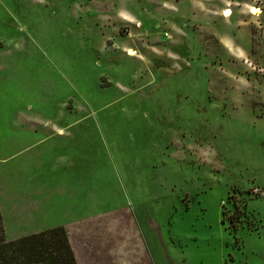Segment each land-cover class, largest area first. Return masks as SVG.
<instances>
[{"label":"rangeland","instance_id":"obj_1","mask_svg":"<svg viewBox=\"0 0 264 264\" xmlns=\"http://www.w3.org/2000/svg\"><path fill=\"white\" fill-rule=\"evenodd\" d=\"M0 210L77 264H264V0H0Z\"/></svg>","mask_w":264,"mask_h":264},{"label":"trees","instance_id":"obj_2","mask_svg":"<svg viewBox=\"0 0 264 264\" xmlns=\"http://www.w3.org/2000/svg\"><path fill=\"white\" fill-rule=\"evenodd\" d=\"M0 264H77L63 228L9 242L0 213Z\"/></svg>","mask_w":264,"mask_h":264},{"label":"bare ground","instance_id":"obj_3","mask_svg":"<svg viewBox=\"0 0 264 264\" xmlns=\"http://www.w3.org/2000/svg\"><path fill=\"white\" fill-rule=\"evenodd\" d=\"M253 13H258V11L253 10ZM225 16L226 17L231 16L230 12L229 11H226Z\"/></svg>","mask_w":264,"mask_h":264},{"label":"crops","instance_id":"obj_4","mask_svg":"<svg viewBox=\"0 0 264 264\" xmlns=\"http://www.w3.org/2000/svg\"><path fill=\"white\" fill-rule=\"evenodd\" d=\"M227 11H228V10H227ZM46 189L49 190L50 188L48 189V188L46 187ZM0 213H1V210H0ZM1 216H2V215H1ZM2 220H3V218H2ZM3 225H4V220H3ZM4 226H5V225H4ZM4 228H5V227H4ZM72 231H73V230H72ZM5 232H6V230H5ZM70 232H71V231H70ZM70 234H71V233H70ZM71 235H72V234H71ZM72 236H73V235H72ZM111 264H112V263H111Z\"/></svg>","mask_w":264,"mask_h":264}]
</instances>
